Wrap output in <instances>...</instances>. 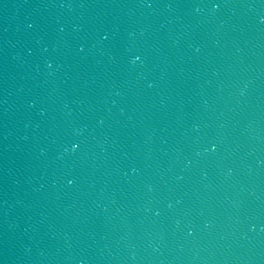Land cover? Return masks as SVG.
Listing matches in <instances>:
<instances>
[{"label": "water", "instance_id": "1", "mask_svg": "<svg viewBox=\"0 0 264 264\" xmlns=\"http://www.w3.org/2000/svg\"><path fill=\"white\" fill-rule=\"evenodd\" d=\"M230 264H264V165Z\"/></svg>", "mask_w": 264, "mask_h": 264}]
</instances>
